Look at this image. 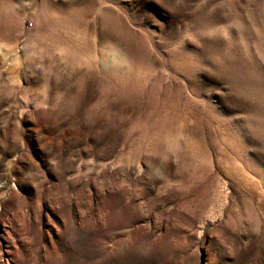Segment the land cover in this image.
Masks as SVG:
<instances>
[{
  "label": "rangeland",
  "instance_id": "obj_1",
  "mask_svg": "<svg viewBox=\"0 0 264 264\" xmlns=\"http://www.w3.org/2000/svg\"><path fill=\"white\" fill-rule=\"evenodd\" d=\"M0 264H264V0H0Z\"/></svg>",
  "mask_w": 264,
  "mask_h": 264
}]
</instances>
